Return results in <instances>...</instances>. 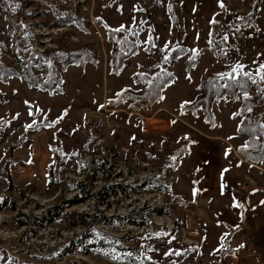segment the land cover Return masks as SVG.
Returning a JSON list of instances; mask_svg holds the SVG:
<instances>
[{
	"label": "rangeland",
	"instance_id": "374dc122",
	"mask_svg": "<svg viewBox=\"0 0 264 264\" xmlns=\"http://www.w3.org/2000/svg\"><path fill=\"white\" fill-rule=\"evenodd\" d=\"M223 5L0 0V62L17 72L0 76V264H256L245 252L250 232L240 226L250 190L264 185V166L250 162L256 166L230 173L224 198L240 210L220 219L200 203L196 173L185 162L196 134L221 136L236 149L248 140L239 132L241 100H216L214 122L197 107L203 77L239 64L264 86V0ZM58 10L84 18L85 30L56 23ZM109 28L137 29L142 42L118 75L110 66ZM83 46L98 62L60 68L59 89L25 80L26 55L41 53L36 64L53 63L61 48ZM180 47L186 53L173 60ZM161 70L175 81L152 110L126 97L112 106L126 89L143 91L136 74ZM33 71L45 79L47 71ZM50 210L49 222L35 221Z\"/></svg>",
	"mask_w": 264,
	"mask_h": 264
},
{
	"label": "trees",
	"instance_id": "16d2710c",
	"mask_svg": "<svg viewBox=\"0 0 264 264\" xmlns=\"http://www.w3.org/2000/svg\"><path fill=\"white\" fill-rule=\"evenodd\" d=\"M55 14L57 16L55 17L56 23L61 25L73 23L85 30L83 25L84 18L81 16L74 17L70 14L66 15L60 12V10L56 11ZM104 23L103 17H97L98 26H103ZM117 29L120 30L117 31ZM108 30L109 39L113 46L110 66L112 72L118 75L127 64L128 60L139 52L142 42L139 39V32L137 29L128 31L121 28H109ZM121 32H125L128 36L124 34L122 37H119ZM26 41V38L16 39V43L19 42L26 44ZM61 49L62 50L58 52H54V55L56 56L53 58V63L46 60L44 63L39 61L36 64L35 60L39 59V56H42L41 53H37V59H35V55L31 53L25 56L24 62L22 63L23 66H25L24 69H26L24 78L30 86H36L42 89L51 86L50 90H54L53 86L56 85L57 89H59V84L62 80V78H60V68L66 70L70 65L85 66L88 62L94 64L98 62V55L92 52L89 46H83V49L80 51H67L66 47ZM185 53L186 50L184 48H177V50L173 52V60L179 58ZM194 59L195 58H193V60ZM35 64L37 66H35ZM34 67L39 70L41 69L44 72L47 71L45 79L41 80L39 75L37 76L34 74ZM16 74V71L14 72V70L4 66V64L0 62V76H2L3 79L17 76ZM136 80L138 81L137 83H140L143 86V91L134 92L133 89H126L121 94L117 95L116 99L111 101L112 106L123 103L126 98H131V100H140L141 106H139V108L150 111L153 109V105L162 98L164 90L175 81V76L167 70H161L153 76L136 74ZM238 81L239 83L232 81L227 77L221 78L218 74H212L210 77H203L201 83V93L203 96L197 107L204 108L207 119L210 122H214L215 119L212 107L216 100L227 96H230L237 101L241 100L242 105L239 114L242 116V121L239 126V132L248 137L246 142L248 147L238 148V155L246 161L254 164H262L264 166V151H262V148H264V128H262V126H264V110L262 109L264 107L263 82L255 76H251L250 79L248 76L243 75L238 76ZM245 93H247V97H245ZM258 107H260L261 110H257ZM249 108H251V111H248ZM248 129L254 131H249ZM111 194H117L115 188L112 189ZM239 203H241V205L244 204L241 199H239ZM242 207L245 211V206ZM52 210L47 211V214L43 213L40 217H37L35 221L39 224L41 221L49 222ZM110 219H113V217L108 218V220L106 218L105 221L111 223Z\"/></svg>",
	"mask_w": 264,
	"mask_h": 264
},
{
	"label": "crops",
	"instance_id": "0c3cea01",
	"mask_svg": "<svg viewBox=\"0 0 264 264\" xmlns=\"http://www.w3.org/2000/svg\"><path fill=\"white\" fill-rule=\"evenodd\" d=\"M145 120L143 121L145 122ZM224 142L225 139L221 136L196 134L195 140L191 137L192 145H190L185 160L186 163L192 164V172L196 173L198 190L202 191L200 192V203L205 202L208 215L214 213V216L220 219L224 217V213L230 210H235L237 213L240 210L237 206L231 209L227 204V198H224L226 196L225 189H228L225 182L230 173L239 171L238 168H246L247 165L256 166L242 159L231 141ZM229 146L233 148L234 152L229 150ZM263 176L262 178H264ZM250 191L251 198L248 207L245 205L240 228L243 227L242 231L244 232L245 230L250 232L251 236L248 242H245L249 243L248 248L253 245L254 249L252 250L256 264H264V185L253 187Z\"/></svg>",
	"mask_w": 264,
	"mask_h": 264
},
{
	"label": "snow or ice",
	"instance_id": "6c2138e0",
	"mask_svg": "<svg viewBox=\"0 0 264 264\" xmlns=\"http://www.w3.org/2000/svg\"><path fill=\"white\" fill-rule=\"evenodd\" d=\"M220 6L221 7H223L224 5H223V0H220ZM13 11H15V9H13ZM121 27H123V26H121ZM120 29H117V31H119ZM243 65H236L235 67H233L232 69H231V72H225V73H222V74H219L220 75V77L221 78H225V77H227V78H229V79H231L232 81H235V82H237V83H239V81H238V76H241V75H243V76H248L250 79H251V74L250 73H246V72H244L243 71ZM260 68H261V70H264V64H261L260 65ZM261 79L262 80H264V76H261ZM245 97H247V93H245ZM248 111H251V108H249L248 109ZM31 114V113H30ZM33 123H35V122H33ZM50 126V125H49ZM28 127L30 128V127H32V125H28ZM262 128H264V126H262ZM249 131H254V130H252V129H248ZM248 147V145L247 144H245V145H243L242 146V148H247ZM262 151H264V148H262ZM237 206H239V205H237Z\"/></svg>",
	"mask_w": 264,
	"mask_h": 264
},
{
	"label": "built area",
	"instance_id": "2783aa9c",
	"mask_svg": "<svg viewBox=\"0 0 264 264\" xmlns=\"http://www.w3.org/2000/svg\"><path fill=\"white\" fill-rule=\"evenodd\" d=\"M147 126H148V123L145 121V122H144V128H145V129L148 128ZM247 250H248V251H245V250H244V251L247 252V253H249L250 255H253V251H252L251 249L248 248ZM249 250H251V252H249ZM242 251H243V250H242ZM240 253H242V252H239V253H237V254H240Z\"/></svg>",
	"mask_w": 264,
	"mask_h": 264
}]
</instances>
